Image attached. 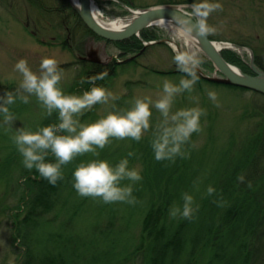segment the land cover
Wrapping results in <instances>:
<instances>
[{"label": "trees", "instance_id": "1", "mask_svg": "<svg viewBox=\"0 0 264 264\" xmlns=\"http://www.w3.org/2000/svg\"><path fill=\"white\" fill-rule=\"evenodd\" d=\"M16 1L0 0V6L10 8ZM122 2L135 6L130 0H121V5ZM18 3H26L43 17L50 16L54 28H62L68 37L63 41L65 48L68 46L88 55L86 45L88 39L94 37L118 49V56L109 62L81 56L77 57V62L59 66L60 70L72 65L76 68L73 81L64 88L66 94L82 95L94 84L107 88L119 68L138 64V58L154 46L169 47L166 41H161L158 26L146 28L140 36L127 40H106L85 24L70 0H18ZM160 3L197 2L161 0ZM207 34L213 40H226ZM238 43L252 47V42ZM254 52L257 66L264 69L261 56L256 50ZM223 54L243 71L255 74L250 63L236 51L224 49ZM205 68L209 71L215 69L209 58ZM105 69L108 75L104 80L90 81L92 76ZM150 70L177 76L179 80L185 78L178 67L167 71ZM197 74L199 80L194 88L201 92L207 85L225 87L240 98L244 92L253 91L211 81L198 71ZM18 87L17 84L0 83V95L6 92L15 94ZM253 92L255 97L250 117L262 120L257 122L256 129L249 127L246 137L241 140L233 135L220 143L215 161L209 159L212 153L207 151L211 141H216L214 138L204 145H197V138L204 129V115L200 120L201 130L193 133L183 146L185 156L156 160L152 141L163 118L152 109L148 135L139 141L130 138L126 150L125 145L112 148L114 138H110L105 148L96 149L99 155L85 153L62 166L63 177L55 185L35 168L29 170L25 167L13 141L15 131L3 123L0 127V216L6 215L10 219L12 236L22 251L15 264H264V94ZM183 93L181 99L184 102L194 91ZM257 96L262 102L256 100ZM127 98L128 95L119 96L112 111L118 104H125ZM9 108L14 117L11 124H17L19 120L16 118L27 110L28 104L17 99ZM97 117L100 116L94 110L87 111L81 123L89 124ZM208 118L214 120L215 117ZM28 123L32 131L57 125L58 113L54 111L48 115L45 110L42 117ZM209 129L212 133L213 121ZM129 152L134 155L128 156ZM125 157L129 160V168L137 169V162L142 164L140 181L134 184L130 180L122 181L123 185H132L137 201L134 205L105 203L99 197L78 194L73 173L81 162L106 159L115 165ZM47 159L55 161L51 152ZM209 186L215 189L212 195H207ZM185 192L194 196L198 211L191 219L170 218V209L173 205L183 204ZM221 200L225 202L223 207L218 203ZM3 264L7 263L4 261Z\"/></svg>", "mask_w": 264, "mask_h": 264}, {"label": "rangeland", "instance_id": "2", "mask_svg": "<svg viewBox=\"0 0 264 264\" xmlns=\"http://www.w3.org/2000/svg\"><path fill=\"white\" fill-rule=\"evenodd\" d=\"M130 1L135 3V6H132L134 8H148L166 4L160 3L161 0ZM174 1L181 2L184 0ZM196 2L198 3L200 0H196ZM212 2L219 3L222 7L212 12L208 17V25L216 29L215 32L210 34L226 39L218 40L220 42L237 44H240L238 42H252V47L243 45L244 48L237 47L232 50L236 51L250 65L252 64L251 52L255 58L254 50H256L264 62V0H212ZM96 3L99 8L97 9V13L105 20L129 15V11L124 5H121V0H118V2H115V0H96ZM173 4L184 5L189 9L192 5L191 3ZM53 24L54 22L50 16L43 17L39 11L31 8L26 3H18V0L10 8L0 6V83L8 85L20 84L22 76L15 70V65L20 59H26L33 71H39V65L45 57H55L59 66H61L77 62V57L79 56H87V54L80 51H73L68 46L65 48L63 41L68 40V37L62 28L56 29ZM159 28L162 38L168 39L166 42L169 47L154 46L145 55L138 58V64L131 65L129 68H119L118 74L113 79L112 84L106 88L117 98L122 95L129 96L125 104H118L119 106L114 107L115 111L131 108L134 100L137 98L151 96L153 101L159 99L164 94L163 83L166 80L178 84L179 77L161 75L150 70V68H153L157 71H167L176 68L177 64L174 61V56L177 51L187 49L195 52L201 61L200 67L206 73L213 75L216 72V68L213 71L205 68L208 57L198 45L187 43L183 37L172 32L169 28ZM69 45L71 44L69 43ZM86 47L89 55L96 53L95 56L104 62L112 61L113 58L118 56V49L116 47L110 46L104 40H98L94 37L88 39ZM61 72L63 74L61 86L64 89L73 81L76 68L73 65L66 66L61 69ZM209 90L216 91V102L209 99ZM193 91L192 96L186 98L184 102L181 99L184 93L178 94L175 97L172 112L181 108L196 106L205 110L206 114L204 118L206 120L203 124L204 129L197 138V145H204L211 138L216 140L211 141L207 146L208 153H212V156H209L210 160L215 161L217 159L219 148L222 145L220 143L225 142L233 135L238 136V139L241 140L246 137V131L249 127L256 129L255 125L262 120L259 117H250L253 112L255 97L253 91L244 92L241 98L237 93L230 92L225 87L216 88L207 85L203 92L197 90V88H194ZM116 100L109 99L107 103H98L90 110H84L83 114L94 110L100 117L92 119L89 123L95 122L105 117L109 112H112L113 104ZM256 100L262 102L259 96L256 97ZM217 103L219 106H217ZM27 104V110L16 118L19 120L17 124L7 125L12 131H15L13 133L14 136L18 130H31L28 122L42 117L46 110L35 96H29V103ZM153 110L156 109L153 108ZM83 114L76 117L80 123ZM157 115L161 116V113L157 111ZM211 115H213V118L215 117L214 120L208 118ZM160 118L162 119L163 117L161 116ZM0 120L2 121L0 127H2V116H0ZM212 121L214 130L210 133L209 125ZM81 124L86 123L82 122ZM149 133L150 129L144 132L143 136ZM113 144L112 148L125 145L124 149L126 150V147L130 144V138H114ZM136 167L141 170V162H137ZM14 199H11V201H14ZM11 226L10 219L6 215H1L0 264H3L4 261L7 263L12 257L17 261L22 255V251L18 248V243L15 242L12 236Z\"/></svg>", "mask_w": 264, "mask_h": 264}, {"label": "clouds", "instance_id": "3", "mask_svg": "<svg viewBox=\"0 0 264 264\" xmlns=\"http://www.w3.org/2000/svg\"><path fill=\"white\" fill-rule=\"evenodd\" d=\"M221 7V4L212 0H200L192 4L190 9H185L182 30L190 31L194 21L202 33L215 32L216 29L209 26L207 20L212 12ZM174 61L185 78H181L178 84L164 81V94L159 99L153 101L151 96L137 98L127 110L112 111L95 122L82 125L76 117L82 115L84 110H90L98 103H107L109 99L115 100L117 97L105 87L95 84L82 95L66 94L61 86L63 74L55 57L43 58L39 71H33L26 59H20L15 65V70L22 76L18 89L15 94L6 92L0 95V116L3 117V123L10 125L13 122L9 106L17 99L27 104L29 96H35L48 115L57 112L59 119L57 125L43 126L35 131H17L13 141L23 157L25 167L29 170L35 168L43 178L55 185L63 177L62 166L85 153L99 155L96 149L105 148L110 138H132L139 141L151 127L153 108L163 117L152 141L155 159L174 160L177 156H185L183 146L190 141L193 133L201 130L200 120L206 113L199 106L172 112V106L178 94L193 90L199 80L197 70L201 61L195 52L187 49L177 51ZM107 75L105 69L92 76L90 81L94 83L104 80ZM208 97L216 102V91L209 90ZM192 147L195 148L196 145L193 144ZM49 152L54 155L55 161L47 159ZM133 155L132 152L128 153V156ZM73 176L74 188L83 197H99L105 203L127 202L134 205L137 202L132 185L122 184L124 180H130L134 184L142 179L139 169L129 168L127 157L115 165L106 159L81 162ZM214 191L209 186L207 195H212ZM182 199V205H173L170 209V218L191 219L198 211L199 205L192 194L185 192ZM218 203L223 207L225 202L221 200ZM7 264H15V258H10Z\"/></svg>", "mask_w": 264, "mask_h": 264}, {"label": "water", "instance_id": "4", "mask_svg": "<svg viewBox=\"0 0 264 264\" xmlns=\"http://www.w3.org/2000/svg\"><path fill=\"white\" fill-rule=\"evenodd\" d=\"M71 4L77 10L85 24L98 36L111 41H123L133 36H140L141 32L146 28L159 26L160 21H171L178 26L184 27L185 9L187 6L173 3L160 4L148 8H134L123 3L129 11V15L124 16L128 21L127 25L121 30H112L103 26L95 17L93 12V3L96 0H81L80 6ZM190 31L196 36V41L205 55L213 62L216 72L213 75L206 73L201 67L198 72L211 81L244 87L264 94V69L257 66L255 58L252 54V68L255 74L247 73L240 67L229 62L224 54V49L244 48L243 45L231 42H220L213 40L207 33H202L199 26L192 22ZM161 41H168L162 39ZM154 42H147L153 44ZM224 44L218 46L217 44ZM131 59V58H130Z\"/></svg>", "mask_w": 264, "mask_h": 264}, {"label": "bare ground", "instance_id": "5", "mask_svg": "<svg viewBox=\"0 0 264 264\" xmlns=\"http://www.w3.org/2000/svg\"><path fill=\"white\" fill-rule=\"evenodd\" d=\"M74 2L75 5L77 6H80L81 4V0H72ZM97 9L98 8V5L96 2L93 3V12L95 14V17L97 18V20L105 27L109 28V29H112V30H121L123 29L128 21L125 20L124 18L122 17H115L113 19H110V20H105L103 18H101L99 16V14L97 13ZM158 27H166V28H169L172 32L176 33V34H179L180 37H183L185 39V41L187 43H195L196 45H198L197 41H196V36L191 32V31H183L182 30V26H178L176 24H174L173 22L171 21H160L159 22V26ZM218 46H222L224 44H217Z\"/></svg>", "mask_w": 264, "mask_h": 264}, {"label": "flooded vegetation", "instance_id": "6", "mask_svg": "<svg viewBox=\"0 0 264 264\" xmlns=\"http://www.w3.org/2000/svg\"><path fill=\"white\" fill-rule=\"evenodd\" d=\"M95 54L96 53H92L91 55H89V53H88V55L87 56H82L83 58H92V59H94V60H100L101 61V59H99V58H97L96 56H95ZM79 57H81V56H79Z\"/></svg>", "mask_w": 264, "mask_h": 264}]
</instances>
